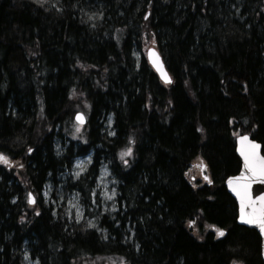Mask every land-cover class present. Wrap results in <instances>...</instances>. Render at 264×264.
<instances>
[{"label":"trees","instance_id":"1","mask_svg":"<svg viewBox=\"0 0 264 264\" xmlns=\"http://www.w3.org/2000/svg\"><path fill=\"white\" fill-rule=\"evenodd\" d=\"M142 45L170 84L135 57ZM241 133L264 155V0H0V264H25V249L40 264H264L225 187ZM91 151L72 187L90 192L109 165L103 235L42 197ZM201 164L209 180L192 181Z\"/></svg>","mask_w":264,"mask_h":264},{"label":"rangeland","instance_id":"2","mask_svg":"<svg viewBox=\"0 0 264 264\" xmlns=\"http://www.w3.org/2000/svg\"><path fill=\"white\" fill-rule=\"evenodd\" d=\"M50 5L57 6V2H50ZM91 21H97L98 17L96 14H87ZM88 18V17H87ZM89 20V19H88ZM147 49L146 45L141 47H136L134 55L139 59L142 53L145 54ZM84 130L83 127H78L72 124V134H80ZM103 133H109L111 136L114 135L113 129V118L110 116L103 124ZM65 144L69 143V140L62 139ZM92 151L84 156L77 157L74 160L71 169L64 170L59 177H57L58 183L57 187H53L50 183L44 186L42 191V197L44 201L48 204H53L56 208H63L66 210V216L70 222H82L87 221L88 227L97 231V233L103 235L104 230L101 226V220L104 216H112L117 210L116 200L118 196V185L117 181L113 178L109 165L104 163L100 167L99 174L94 183V187L91 188L90 192L79 191L78 189L72 188L68 190L67 187L70 184H74L77 180L83 177L88 171V167L91 164ZM196 162V161H195ZM83 169V170H81ZM79 173V175H77ZM189 176L194 179H199L203 181L201 177L200 168L198 166H192ZM111 196L108 199L105 196ZM113 193H115L113 195ZM87 212L89 214H87ZM79 214V215H78ZM91 222V226L90 223ZM113 261V260H112ZM110 261V262H112ZM24 263L25 264H40L38 259L31 257L28 249H25L24 253Z\"/></svg>","mask_w":264,"mask_h":264},{"label":"water","instance_id":"3","mask_svg":"<svg viewBox=\"0 0 264 264\" xmlns=\"http://www.w3.org/2000/svg\"><path fill=\"white\" fill-rule=\"evenodd\" d=\"M146 59L154 69V71L159 76L160 80L165 83L169 84L172 81V78L165 66L164 60L162 58V55L160 54L159 50L155 46L148 47L146 51ZM165 74L167 77H170V79L165 78ZM83 114L82 112H77L74 116V120L77 121L80 124H85L87 122V119L85 115L83 114V121L77 120V114ZM247 135L249 140L255 141L260 147L257 149L260 156H264L262 153V144L253 139L250 134L244 133L236 138V154L241 162L240 170L237 174L230 176L225 180V187L227 191L230 193V195L235 199L237 203V223L240 225H244L250 229H254L258 232L261 238V256L264 262V228H262L259 224H252L248 223V217L245 215L244 219H241L242 216V200L241 195L238 194L237 190H234L235 188H239L240 191H243L242 186L247 185V198L243 202V208L244 213H251L253 209L255 208L257 212L259 211L261 207V197H264V175L259 174V172L253 174L252 170L246 167V160L244 155L241 152L242 148V142L241 137ZM246 143V142H245ZM243 176L245 179L242 180H236L233 178L241 177ZM207 179H209L208 176H206ZM231 181V182H230ZM251 201V203L249 202ZM30 203H33V196L31 194Z\"/></svg>","mask_w":264,"mask_h":264},{"label":"snow or ice","instance_id":"4","mask_svg":"<svg viewBox=\"0 0 264 264\" xmlns=\"http://www.w3.org/2000/svg\"><path fill=\"white\" fill-rule=\"evenodd\" d=\"M165 78L170 79V77H167L166 74H165ZM76 118L78 121H83V119H84L83 114H79V113L77 114ZM241 142H242L241 152L245 157L246 167L251 169L253 174L259 172V174L264 175V156H260L258 151H257V149L260 147V145H258L255 141L249 140L247 135L241 137ZM29 151H31V149H29ZM132 151L133 150L131 147H128L126 150H122L120 153L121 159H123L125 156H131ZM0 162L6 163V164L11 163L9 161L8 157L5 156L3 153H0ZM124 163L127 164L128 161L124 160ZM21 167H22V165H21ZM81 170H83V169H81ZM77 175H79V173H77ZM205 179H207V177H205ZM233 179L242 180L245 178L243 176H241V177H237V178H233ZM242 188H243L242 192L240 191L239 188L234 189V190H237L238 194L241 195V200H242V209H241L242 216H241V219H244L245 215H247L248 223L259 224L262 228H264V197L260 198L262 203H261V207H260L258 212L254 208L251 213H244L243 202L247 198V185H243ZM114 194L115 193H113V195ZM29 195L31 198V194H29ZM105 196L108 199L112 198L111 196H108L107 193H105ZM249 202L251 203V201H249ZM89 223L91 226V222H89Z\"/></svg>","mask_w":264,"mask_h":264},{"label":"bare ground","instance_id":"5","mask_svg":"<svg viewBox=\"0 0 264 264\" xmlns=\"http://www.w3.org/2000/svg\"><path fill=\"white\" fill-rule=\"evenodd\" d=\"M73 163H74V162H73ZM60 175H61V173L56 174L57 177H59ZM77 181H78V180H77ZM77 181H76V182H77ZM69 187H72V184H70ZM72 188H73V187H72ZM78 190H79V189H78ZM79 191H80V190H79ZM24 253H25V251H24ZM23 257H24V256H23ZM31 257H32V256H31Z\"/></svg>","mask_w":264,"mask_h":264}]
</instances>
